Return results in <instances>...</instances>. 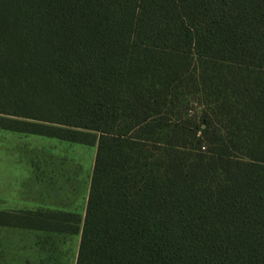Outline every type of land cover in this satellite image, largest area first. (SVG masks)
<instances>
[{
	"label": "trees",
	"instance_id": "1",
	"mask_svg": "<svg viewBox=\"0 0 264 264\" xmlns=\"http://www.w3.org/2000/svg\"><path fill=\"white\" fill-rule=\"evenodd\" d=\"M0 129L95 146L76 264H264V0H0Z\"/></svg>",
	"mask_w": 264,
	"mask_h": 264
},
{
	"label": "rangeland",
	"instance_id": "2",
	"mask_svg": "<svg viewBox=\"0 0 264 264\" xmlns=\"http://www.w3.org/2000/svg\"><path fill=\"white\" fill-rule=\"evenodd\" d=\"M96 150L95 146L0 129V210H47L37 206L43 201L40 186H89ZM71 174L77 179L68 182ZM80 239L81 234L0 227V264H76Z\"/></svg>",
	"mask_w": 264,
	"mask_h": 264
},
{
	"label": "crops",
	"instance_id": "3",
	"mask_svg": "<svg viewBox=\"0 0 264 264\" xmlns=\"http://www.w3.org/2000/svg\"><path fill=\"white\" fill-rule=\"evenodd\" d=\"M76 179V174H71L66 177L68 182H72ZM90 185L91 183L89 186H84V188H82V186H40L39 190L43 195L42 200H46V203L43 205L42 201L39 202L37 206L53 212L78 214L82 216V219H84L90 192ZM79 198H82V208L78 204ZM77 206H80L81 213L76 210Z\"/></svg>",
	"mask_w": 264,
	"mask_h": 264
}]
</instances>
